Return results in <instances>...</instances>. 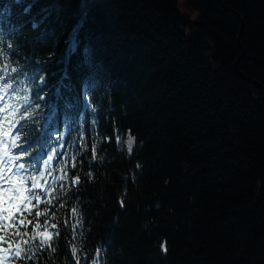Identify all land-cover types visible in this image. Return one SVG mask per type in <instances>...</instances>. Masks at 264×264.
Masks as SVG:
<instances>
[{
	"label": "trees",
	"instance_id": "16d2710c",
	"mask_svg": "<svg viewBox=\"0 0 264 264\" xmlns=\"http://www.w3.org/2000/svg\"><path fill=\"white\" fill-rule=\"evenodd\" d=\"M0 74L11 264H264V0H0Z\"/></svg>",
	"mask_w": 264,
	"mask_h": 264
},
{
	"label": "snow or ice",
	"instance_id": "6c2138e0",
	"mask_svg": "<svg viewBox=\"0 0 264 264\" xmlns=\"http://www.w3.org/2000/svg\"><path fill=\"white\" fill-rule=\"evenodd\" d=\"M33 27H36V25L34 24ZM21 131V128L20 127H17L15 129V132L13 133V135H16L18 133H20ZM59 135V134H57ZM116 139L118 140L119 139V136L116 137ZM134 138L130 137L129 140H128V146H129V152H132L133 151V148H132V141H133ZM57 143H59V139H57L56 141ZM25 152H27L28 150L27 149H24ZM11 159H16L15 157H12ZM49 160H51V156L48 157ZM47 163V161L45 162ZM24 166L23 165H19V169L20 170H23ZM13 172L16 171V168L13 167ZM38 171V169H37ZM4 179V177L0 176V180ZM77 179H79L77 177ZM8 182H9V187H6V188H0V219H3V220H11L14 216V214L16 212H18L20 210V205L18 203V201L22 200V196L16 194L17 190L14 188V187H11L13 181L11 180V178L9 177L8 178ZM15 183H18V184H21L22 186V182L17 179V181ZM73 211H75V209H73ZM41 213L40 212H37L36 213V216H40ZM21 223H23V220H21ZM45 223H47V220L45 219ZM51 227L53 229H56L57 225L55 223H53L51 225ZM39 235L41 236V243L44 244L46 243V241L48 239H51V233L47 232V229H45V231L43 232H39ZM0 239H2V237H0ZM72 252L73 254H75L76 250L75 248L72 249ZM17 256L20 255V252L17 251ZM84 264H87V259H85L84 261Z\"/></svg>",
	"mask_w": 264,
	"mask_h": 264
},
{
	"label": "rangeland",
	"instance_id": "374dc122",
	"mask_svg": "<svg viewBox=\"0 0 264 264\" xmlns=\"http://www.w3.org/2000/svg\"><path fill=\"white\" fill-rule=\"evenodd\" d=\"M2 117H3V115H2L1 110H0V132H3ZM0 135L3 136L2 134H0ZM1 141H2V143H4L6 140L1 139ZM126 142H128V139ZM127 148L129 149L128 143H127ZM6 149H7L6 144H4L2 146V148H0V176L4 177V179L0 180V188L9 187L10 185L8 182V178L10 177L12 180L14 177V173L12 174V172H13L12 169L14 167V163L11 162L12 160L10 159L9 155L3 153V150H6ZM11 187H14L17 190L16 194L22 196V200L18 201V203L20 205L19 211H21L26 206L28 196L25 193L19 192V190L15 187V185H12ZM18 212H16L14 214V216L11 220L0 219V227L2 224H7V223L13 221ZM13 252H14L13 250L9 251L8 249L3 248L1 243H0V261L2 259H4L8 254H12Z\"/></svg>",
	"mask_w": 264,
	"mask_h": 264
}]
</instances>
